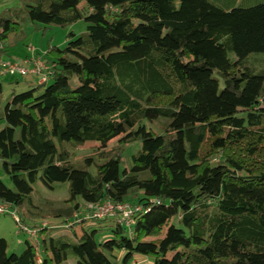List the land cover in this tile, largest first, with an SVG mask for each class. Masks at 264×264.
Returning <instances> with one entry per match:
<instances>
[{
	"label": "trees",
	"instance_id": "16d2710c",
	"mask_svg": "<svg viewBox=\"0 0 264 264\" xmlns=\"http://www.w3.org/2000/svg\"><path fill=\"white\" fill-rule=\"evenodd\" d=\"M20 2L0 11L5 52L22 20L87 29L51 45L49 81L0 111V204L43 252L0 237V264H115V251L119 264H264V0ZM121 135L142 143L123 170L125 148L104 150ZM86 142L97 153L75 162L68 147ZM39 180L69 196L35 197ZM105 200L142 207L135 236L118 216L79 215Z\"/></svg>",
	"mask_w": 264,
	"mask_h": 264
},
{
	"label": "rangeland",
	"instance_id": "374dc122",
	"mask_svg": "<svg viewBox=\"0 0 264 264\" xmlns=\"http://www.w3.org/2000/svg\"><path fill=\"white\" fill-rule=\"evenodd\" d=\"M259 1L263 0H223L222 4L225 7H232L237 5H252ZM20 0H1L0 1V11L7 7L15 6L20 4ZM87 24L84 20H80L74 24H70L67 26H49V27H38L32 23L29 19L26 21H21V29L14 30V32L8 38L9 47H8V55L9 59H19L24 57L29 49L34 48L38 55L44 56L47 52L48 48L52 45L59 48H64L67 43V36L70 32H74L76 35L81 34L86 31ZM18 42V43H16ZM11 43H16L11 46ZM45 58V57H44ZM46 59V58H45ZM26 76H12V75H0V83L3 86V93L0 97V111L4 110L6 103L11 99V94L13 91L17 93H21L27 91V87L23 85V80ZM44 88H42L43 90ZM123 135L114 138L111 140L104 150L115 149L119 146H123L125 148V152L123 154L121 160V170L124 168H129L132 164V155L136 153L137 150L141 147V142H131V143H121L120 138ZM99 143L97 142H86L83 145L78 147L69 146L68 150H70L69 155L75 162L84 159L86 156H91L94 153H97V146ZM98 152H100L101 148L98 147ZM30 157L24 156V161H28ZM0 178L9 186L12 187V182L8 176L2 173L0 170ZM36 193L35 197H43L53 200H63L69 196V191L67 185H62L59 191H53L47 188L41 180L35 183ZM136 190L131 192L130 196H133ZM136 194V193H135ZM14 210V209H13ZM12 210V211H13ZM22 215V213H20ZM19 214V215H20ZM87 214V210L85 208H80L79 215L83 216ZM23 216V215H22ZM32 223L29 226H32L34 222L37 224H49L47 220H41L36 218L35 221H31ZM27 223V222H26ZM77 228V232L79 235L85 232L86 224L77 223L75 225ZM27 228V227H26ZM105 230L98 234L97 239L100 241L105 240L109 234H111L112 228L107 226L104 228ZM26 230V231H25ZM38 235H34L33 231L30 228L24 229V225L21 226L16 222L11 212L0 214V237L5 238L9 243V251H15L20 253L25 248V242L29 241L31 244L37 247L38 252L41 254L43 252L40 251V247L37 245L35 239ZM38 238V237H37ZM116 259L115 264H119L124 255L122 251L114 252ZM38 258L40 256L38 255ZM131 264H153V260L150 257H138L132 261Z\"/></svg>",
	"mask_w": 264,
	"mask_h": 264
},
{
	"label": "built area",
	"instance_id": "2783aa9c",
	"mask_svg": "<svg viewBox=\"0 0 264 264\" xmlns=\"http://www.w3.org/2000/svg\"><path fill=\"white\" fill-rule=\"evenodd\" d=\"M6 43L0 41V75H37L40 77L39 84L49 81L52 75V64L47 62L42 55H33L31 57H26L22 61L12 60L5 58ZM85 208L88 212V216L102 219L110 216H118V221L120 224L124 225L131 237L136 234V215L141 211L142 207L140 205H133L128 202H118L115 203L111 200H105L103 202L95 204H86L81 206ZM80 207V208H81ZM9 210L8 205L0 204V214L5 213ZM15 220L18 218L13 213ZM46 225V224H42ZM24 229H27L24 227ZM26 231V230H25ZM34 235H37V230H33Z\"/></svg>",
	"mask_w": 264,
	"mask_h": 264
},
{
	"label": "crops",
	"instance_id": "0c3cea01",
	"mask_svg": "<svg viewBox=\"0 0 264 264\" xmlns=\"http://www.w3.org/2000/svg\"><path fill=\"white\" fill-rule=\"evenodd\" d=\"M37 53H38V52H36V51L34 50V48L29 49L28 53H27L24 57L19 58V59H17V60H18V61H22V60H24L26 57H31V56H33V55H38ZM40 56H41V55H40ZM4 57H5V58H9L8 51L5 52V56H4ZM42 57H43V56H42ZM43 58H44V57H43ZM45 60H46V59H45ZM46 61H47V60H46ZM17 77H18V76H17ZM39 80H40V77H39V76H37V75H33V74H30L29 77H25V79L23 80V85H25V86L27 87V89H29V88H31V87L37 85L38 82H39Z\"/></svg>",
	"mask_w": 264,
	"mask_h": 264
}]
</instances>
